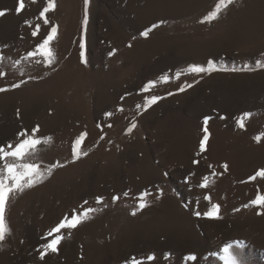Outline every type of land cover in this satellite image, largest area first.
Masks as SVG:
<instances>
[{
    "label": "rangeland",
    "instance_id": "374dc122",
    "mask_svg": "<svg viewBox=\"0 0 264 264\" xmlns=\"http://www.w3.org/2000/svg\"><path fill=\"white\" fill-rule=\"evenodd\" d=\"M218 2L54 0L40 16L48 0H24L20 12V0H0L8 10L0 17V146L14 148L26 138L18 133L37 126L36 138H51L24 161L39 166L42 181L9 195L0 264H9L29 226L47 234L86 208L96 211L42 236L23 264H222L213 253L234 241L243 242L244 264H264V206L250 203L264 196L256 175L264 169V68L256 66L264 63V0H233L202 22ZM51 26L58 32L49 65L36 47ZM209 60L214 71L187 70ZM151 96L160 99L145 107ZM243 113L251 116L241 128ZM82 133L79 152L87 155L74 159ZM213 204L219 218L203 216ZM57 234L60 249L44 252Z\"/></svg>",
    "mask_w": 264,
    "mask_h": 264
},
{
    "label": "snow or ice",
    "instance_id": "6c2138e0",
    "mask_svg": "<svg viewBox=\"0 0 264 264\" xmlns=\"http://www.w3.org/2000/svg\"><path fill=\"white\" fill-rule=\"evenodd\" d=\"M233 0H219V2L216 5L215 11L211 12L209 15L204 17V21H210L212 19H215L219 12L221 11L222 7L226 8L229 4H231ZM88 0H85V6H87ZM25 7L24 0H20L19 7L16 9L17 12H20L21 9ZM55 7L54 0H48V6L43 9V11L40 13V16H44L45 13L49 12L50 9H53ZM8 10H0V17L4 16ZM25 23H30V21H25ZM84 23L87 24V13H85ZM163 23V22H161ZM44 24H48V20H44ZM158 25H152V28H156ZM39 31V25H37V28L35 31L32 32L33 36H36ZM149 31L151 29H146L144 32L141 33L143 36H148ZM58 32L57 26H51V29L48 33V35L43 38L42 42L37 45L36 50L41 51L43 50L42 54L45 57V63L46 64H53L56 59L55 51L54 49L49 48V44L51 41L56 38ZM110 55L112 53H109ZM34 53H29V56H33ZM256 66L260 68H264V63L261 61H256ZM189 72L200 74V73H206L211 72L215 70L214 67V61L209 60L207 67L200 66V65H189L188 69ZM0 75H3V73H0ZM181 73H177L176 76L179 78ZM165 82L169 79L167 76H163L161 78ZM23 83V81H21ZM156 84V81H150L148 85H145L144 91H147L149 88L154 87ZM13 87H19L18 84H14ZM188 87H191V85H188ZM6 91V89L0 88V92ZM179 91H184V87H181ZM171 95V93H169ZM160 97L157 96H151L145 103V107L150 106L152 103H155ZM139 108L140 105H137ZM122 111L123 109H119ZM106 115H111V113H106ZM251 113H243L240 119L237 121L239 127H244V118L250 117ZM208 117L205 118V125L208 123ZM38 127L31 129L32 135H27V130L24 132L18 133L19 136H26V138L22 139L19 143L15 145L14 148H12V145H7V148L9 150H5L4 146H0V159L5 160V164L2 169H0V241H3L5 239V236L9 233L10 228L7 224L6 218H5V210L7 207V202L10 193L12 192H23L25 188L33 187L37 182L42 181L44 178L43 173L40 171L39 166L35 163H28L24 162L27 157L31 156L36 151L37 145L41 144L42 142L50 141V137L47 138V141H42L39 138H36L35 133L38 131ZM135 127V123L130 125L128 131H131V128ZM204 138L200 142V150L201 152L205 149L204 141L208 139V130L207 127L204 128ZM86 133H82L79 137L76 138V140L73 143V158L79 159L80 155H87V153H81L79 152V147L81 145L82 140L84 139V136ZM257 141L261 139V136H257L255 138ZM9 158L12 162H8ZM60 166L59 164L56 165H49L47 172L50 175L51 171L54 167ZM225 169H227V164L223 166ZM215 175V173H213ZM257 176L264 177V169L260 170L256 173ZM250 179H255V177H250ZM210 181L207 177L204 178L203 182L201 183V187H207ZM123 195L127 196L128 193L125 192ZM147 193H141L140 195V203L139 208H144L147 206V200H146ZM118 199V197L114 196L113 200ZM205 199L210 200V197H205ZM97 203H101L103 198L97 197L96 198ZM87 203V202H85ZM250 203L252 205H259L264 206V196H256L255 199L251 200ZM247 206V205H246ZM219 205L213 204L211 206V209L209 211H205L203 213V216L205 217H218V211H219ZM96 209L93 208H86L81 212L79 215H73L71 219H69L67 216H65L60 223L50 229V231L46 234L47 236H52L53 233H59L61 229H72L75 228L78 224L82 222V220L89 218V214L95 212ZM135 215V211L132 213ZM195 215L200 216L201 213L197 211ZM62 236L57 234L53 239H51L45 246H44V252L51 251L56 252L57 246L62 240ZM243 247L242 241H234L232 243H226L222 249L218 253H213V255L218 256L219 260L222 262V264H244L242 255L240 252V249ZM44 252L41 253V257L43 258ZM149 261H152L155 259L154 255H149L147 257ZM190 261L197 260V256L195 254H190L187 257ZM133 264H141L139 261H133Z\"/></svg>",
    "mask_w": 264,
    "mask_h": 264
},
{
    "label": "bare ground",
    "instance_id": "6f19581e",
    "mask_svg": "<svg viewBox=\"0 0 264 264\" xmlns=\"http://www.w3.org/2000/svg\"><path fill=\"white\" fill-rule=\"evenodd\" d=\"M43 222L44 221L37 220V224L39 226L43 225ZM28 229L29 230H28V236H27L26 241L23 243V245H21L19 247V249H17V251L11 257L9 264H23V262L25 260H27V258L30 256L31 251H34L33 249L35 248V246H37L41 243V241L43 239L42 236H44L46 234V232L43 228H41V227L37 228L34 224L29 226ZM60 247H61V244H59L57 246L58 249H60ZM32 254H31V256H32ZM7 264H8V262H7Z\"/></svg>",
    "mask_w": 264,
    "mask_h": 264
}]
</instances>
